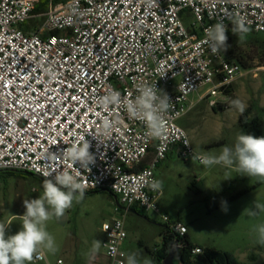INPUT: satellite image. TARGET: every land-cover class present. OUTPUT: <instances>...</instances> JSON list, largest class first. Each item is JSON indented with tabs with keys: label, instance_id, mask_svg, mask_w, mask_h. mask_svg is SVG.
I'll use <instances>...</instances> for the list:
<instances>
[{
	"label": "built area",
	"instance_id": "obj_1",
	"mask_svg": "<svg viewBox=\"0 0 264 264\" xmlns=\"http://www.w3.org/2000/svg\"><path fill=\"white\" fill-rule=\"evenodd\" d=\"M38 2L0 0V171L44 180L45 171L66 167L60 152L84 135L94 163L90 171L75 167L88 183L86 192L108 191L127 209L153 211L184 236L186 226L161 213V191L150 182L173 148L184 160L196 154L177 124L192 108L189 95L209 86L199 100L225 106L242 77L239 63L203 43L204 30L217 22L228 28L239 15L248 29L264 33V0H156L151 7L148 0H67L50 5L35 27L30 21ZM185 9L198 31L184 26ZM155 83L174 105L164 139H149L143 124L119 109L113 111L119 122L110 136L88 134L107 115L96 104L99 97L115 88L134 98L137 86ZM102 230L108 264H126L124 215Z\"/></svg>",
	"mask_w": 264,
	"mask_h": 264
},
{
	"label": "rangeland",
	"instance_id": "obj_2",
	"mask_svg": "<svg viewBox=\"0 0 264 264\" xmlns=\"http://www.w3.org/2000/svg\"><path fill=\"white\" fill-rule=\"evenodd\" d=\"M43 21V16L35 15L30 24L38 27ZM182 22L189 31H198L188 9L182 12ZM226 35L230 47L221 53L247 69L242 68V77L234 82L232 99L241 100L249 110L248 121L257 116L259 123L255 128H242L238 123L241 113L229 108V103L223 110H214L208 99L199 100L209 88L205 86L189 95L192 108L177 120L196 154L219 155L222 146L234 145L240 131L264 136V33L242 41L238 35ZM176 150L173 148L155 168L156 180L163 182L157 200L161 213L186 226L191 242L202 249L230 253L242 264H264V245L257 242L254 231L264 224V212L249 216L246 211L253 208L254 202L264 203V181L222 165L205 168L192 158L182 159ZM42 181L27 173L0 172V222L23 215L24 200L42 194ZM223 202L227 203V212L222 210ZM120 215H124L127 233L121 246L125 257L136 253L139 260L148 259L154 264L153 253L162 246L161 232L166 224L153 211L121 206L108 191L85 192L79 204L66 210L62 224L55 217L47 221L46 230L55 239L56 251L45 250L44 260L34 258L32 264H108L102 226ZM21 227L19 220L13 221L6 236L14 235ZM96 241L100 242L99 251L93 258L91 249Z\"/></svg>",
	"mask_w": 264,
	"mask_h": 264
},
{
	"label": "clouds",
	"instance_id": "obj_3",
	"mask_svg": "<svg viewBox=\"0 0 264 264\" xmlns=\"http://www.w3.org/2000/svg\"><path fill=\"white\" fill-rule=\"evenodd\" d=\"M155 3L156 0H148L150 7ZM232 23V32L242 41L244 34L249 31L245 19L237 15ZM227 31L228 28L223 22H217L204 30L203 43L210 47L213 54L225 53L230 47L227 43ZM49 75L55 79V73L51 70ZM136 93L133 98L131 92L124 95L113 88L99 97L96 104L107 115L102 118L98 131L88 134L98 139L101 136H110L119 122L118 119H112L113 111L119 109L130 119L143 124L146 137L152 140L164 139L168 133L166 117L174 108L170 98L162 90L157 89L156 83L139 85L136 87ZM230 107L236 108L241 114L245 111V106L239 99H232ZM90 147V142L84 135L68 145L60 152L66 167L63 170L55 169L53 172L45 171L42 194L38 198L24 200L26 211L23 215H12V219L7 222H0V264H32L34 258H44L45 250L52 253L56 251L55 239L46 230V222L54 217H62L74 203L79 204L84 199L88 183L82 179L81 171L75 165L79 163L80 168L90 171L89 165L94 163ZM192 160L199 161L205 168L222 165L234 169L238 174L264 181V136L255 137L240 131L234 145L222 146L219 155L193 154ZM141 183L143 178L138 179L137 186ZM162 185L163 182L160 180L150 182L153 190L162 189ZM222 210L228 211L226 202H223ZM246 211L249 216H257L264 212V203L254 202L253 208ZM15 220L20 221L21 229L14 235L6 236V229ZM117 226H120L119 222ZM106 228L107 226L105 230ZM254 231L257 233V242L264 245V224L256 226ZM99 245L100 242H94L91 249L93 258L99 251ZM126 264H152V261L148 259L141 261L136 253H130L127 254Z\"/></svg>",
	"mask_w": 264,
	"mask_h": 264
},
{
	"label": "trees",
	"instance_id": "obj_4",
	"mask_svg": "<svg viewBox=\"0 0 264 264\" xmlns=\"http://www.w3.org/2000/svg\"><path fill=\"white\" fill-rule=\"evenodd\" d=\"M65 1L67 0H39L37 5L35 6L33 14L34 15L44 14L48 11L50 5H57ZM232 28L233 26L230 27V29L227 31V34L236 35L232 32ZM256 33L257 32L253 31L252 29H249V33L246 35L244 34V37L253 38L254 35H256ZM225 58L228 59L227 57ZM240 66L244 70H247L246 67L242 65ZM225 107L226 105L225 106L219 105V106L213 107V109L215 110L217 108H220L221 110H223V108ZM228 107L230 108V102H229ZM248 115H249V110H245L244 113L240 115L239 121H238L239 126L242 128H246V129L255 128L259 123V118L256 116L252 120L248 121ZM0 172L22 173V172H13V171H0ZM27 174H30V173H27ZM30 175H33V174H30ZM244 193H246V191H244ZM161 236H162V246L160 247V249H158L157 251L153 253L154 264H164V260L168 253L169 248L176 241H179L181 245L180 247L181 253H180L179 261L177 264H242L234 255L230 253L215 251L212 249H202L194 245L191 242L188 232L187 234L181 237L178 234H176L173 230H171L167 224L162 230ZM196 249H199L200 253L193 254V251H195Z\"/></svg>",
	"mask_w": 264,
	"mask_h": 264
},
{
	"label": "water",
	"instance_id": "obj_5",
	"mask_svg": "<svg viewBox=\"0 0 264 264\" xmlns=\"http://www.w3.org/2000/svg\"><path fill=\"white\" fill-rule=\"evenodd\" d=\"M64 216L56 218L57 221L62 224L64 220ZM181 253V248L178 246V242L176 241L168 250V253L165 257L164 264H177L179 261V256Z\"/></svg>",
	"mask_w": 264,
	"mask_h": 264
},
{
	"label": "crops",
	"instance_id": "obj_6",
	"mask_svg": "<svg viewBox=\"0 0 264 264\" xmlns=\"http://www.w3.org/2000/svg\"><path fill=\"white\" fill-rule=\"evenodd\" d=\"M176 153H177V155H178V152H177V150H176Z\"/></svg>",
	"mask_w": 264,
	"mask_h": 264
}]
</instances>
